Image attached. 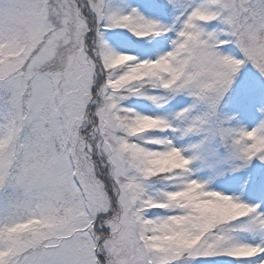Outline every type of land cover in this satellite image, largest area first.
I'll use <instances>...</instances> for the list:
<instances>
[{
	"label": "snow or ice",
	"instance_id": "6c2138e0",
	"mask_svg": "<svg viewBox=\"0 0 264 264\" xmlns=\"http://www.w3.org/2000/svg\"><path fill=\"white\" fill-rule=\"evenodd\" d=\"M0 264H264V0H0Z\"/></svg>",
	"mask_w": 264,
	"mask_h": 264
}]
</instances>
